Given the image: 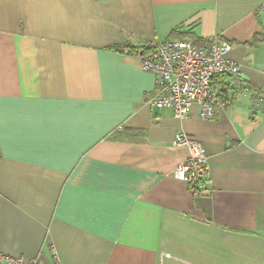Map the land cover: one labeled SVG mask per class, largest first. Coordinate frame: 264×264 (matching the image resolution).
Segmentation results:
<instances>
[{"label":"crops","instance_id":"obj_1","mask_svg":"<svg viewBox=\"0 0 264 264\" xmlns=\"http://www.w3.org/2000/svg\"><path fill=\"white\" fill-rule=\"evenodd\" d=\"M221 37L264 96V0H0V252L53 264H264V109L148 106L137 51ZM121 48V49H119ZM129 50L130 54H125ZM122 127V131L116 129ZM207 155L195 191L175 178ZM167 255H170L168 257Z\"/></svg>","mask_w":264,"mask_h":264},{"label":"built area","instance_id":"obj_2","mask_svg":"<svg viewBox=\"0 0 264 264\" xmlns=\"http://www.w3.org/2000/svg\"><path fill=\"white\" fill-rule=\"evenodd\" d=\"M232 45L221 37L205 40L201 45L195 40L175 38L158 45L153 50L141 52L138 57L140 68L155 76L156 90L145 104L168 108L178 119H186L193 106H198L201 118L212 121L220 103V94L213 87L216 77L226 79V93L221 106L224 110L231 107L236 95L253 89L243 82L241 68L227 54ZM125 54H130L129 50ZM253 110L264 109V96L253 93ZM122 131V127L116 129ZM173 146L189 151L186 161L175 171V178L190 187L201 189L207 180L209 170L207 155L200 143L179 133L173 139ZM54 251V263L60 264ZM170 257V255H167ZM0 264H43L40 258L27 261L22 257H12L0 252Z\"/></svg>","mask_w":264,"mask_h":264},{"label":"trees","instance_id":"obj_3","mask_svg":"<svg viewBox=\"0 0 264 264\" xmlns=\"http://www.w3.org/2000/svg\"><path fill=\"white\" fill-rule=\"evenodd\" d=\"M119 49H121V48H119ZM142 52L145 53V52H147V51H146V50H143ZM139 53H141L140 50L136 52L137 55H139ZM222 78H224V77H216V78H214V80H213V87H214V84H215V80H216V79H217V80H218V79H222ZM224 79H225V78H224ZM214 89H215V87H214ZM190 188H192V189L195 190V191H196V190H197V191H202V189L193 188V187H190Z\"/></svg>","mask_w":264,"mask_h":264}]
</instances>
